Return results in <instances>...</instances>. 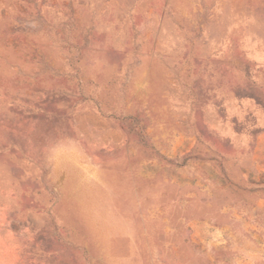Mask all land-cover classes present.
<instances>
[{
	"label": "rangeland",
	"instance_id": "1",
	"mask_svg": "<svg viewBox=\"0 0 264 264\" xmlns=\"http://www.w3.org/2000/svg\"><path fill=\"white\" fill-rule=\"evenodd\" d=\"M0 264H264V0H0Z\"/></svg>",
	"mask_w": 264,
	"mask_h": 264
}]
</instances>
